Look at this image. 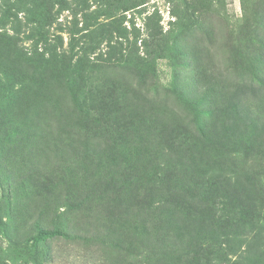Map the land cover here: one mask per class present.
I'll use <instances>...</instances> for the list:
<instances>
[{"label": "trees", "instance_id": "16d2710c", "mask_svg": "<svg viewBox=\"0 0 264 264\" xmlns=\"http://www.w3.org/2000/svg\"><path fill=\"white\" fill-rule=\"evenodd\" d=\"M180 1L183 13L172 12L178 41L198 29L188 14L202 15L213 2ZM146 3L0 0V183L3 177L8 183L17 178L8 170L22 171L25 157L41 158L50 152L61 162L57 174L52 169L45 177L31 172L21 178L36 195L60 191L65 202L74 200L67 207L83 209L87 221L93 218L94 205H107L109 222L121 223L124 231L140 229L142 243V237L160 239L157 264L183 259L189 264H228L242 242L240 222L258 219L262 205L255 197V183H231L221 167L233 169L235 155L255 151L257 129L247 116L252 112L247 108L244 112L242 105L248 93L255 97L258 90L264 91V76L252 78L260 88L226 82L235 86L230 91L211 64L197 56L188 68L205 91L196 111L191 119L185 116L188 101L175 86L167 92L179 98L182 107L168 108L166 100H159L154 80L155 62L174 54L166 39L171 34L162 33L157 12L146 18L144 36L133 23L131 29L124 25L128 12ZM64 12L71 17L65 30L67 51L62 49V37L50 34ZM81 38L99 41L81 47L78 56L74 51ZM100 43L106 44L107 57L119 54L116 64L127 71V78L118 80L101 68L86 69ZM208 101L210 108L200 120L197 111ZM195 173V182L186 185L177 180ZM0 225L7 227L1 219ZM60 231L56 226L38 227L27 249L18 251V256L2 255L0 261L18 264L26 252L37 251L40 243ZM216 244L217 254L209 251Z\"/></svg>", "mask_w": 264, "mask_h": 264}, {"label": "rangeland", "instance_id": "374dc122", "mask_svg": "<svg viewBox=\"0 0 264 264\" xmlns=\"http://www.w3.org/2000/svg\"><path fill=\"white\" fill-rule=\"evenodd\" d=\"M183 11L184 4L180 0H147L144 6L126 15L124 25L131 29L133 23L144 36L146 18L157 12L162 33L171 34L166 39L169 41L168 50L173 49L174 54L167 53L155 62L154 81L158 88L159 100H166L168 108L178 110L182 107L181 101L167 92L174 86L178 87L188 101L184 114L192 118L197 104L205 94L202 85L194 81L193 73L188 69L195 64L194 60L197 56L203 58L205 64H211L214 75L219 78L221 85L226 86L230 91L235 86L249 84L260 88V82L252 78L257 74L264 76V0H213L208 12L202 15L188 14L195 23H198L196 26L198 29L189 30L183 39L178 41L176 37L179 33L172 24L175 21L172 12H179L181 15ZM70 22V15L64 12L50 28L52 36L62 37L64 43L62 49L66 51L69 36L65 30L71 26ZM80 26L81 24L78 28ZM60 28L63 30L62 33L59 32ZM6 30L12 34L10 25L6 26ZM76 37L80 38L81 34ZM97 41L99 38L93 40L81 38L74 52L81 56V47L94 46ZM24 45L28 46L29 43L25 41ZM107 50L106 44L100 43L95 54H91L86 62V69L94 67L98 71L101 68L105 72L109 70L118 80L127 78V71L116 64L119 54L114 52L110 53L111 57H107ZM226 82L235 86H229ZM177 96L181 97V95ZM243 102L244 112H246L245 108L252 112L247 116L257 129L253 134V144L256 148L255 151H249L247 154L235 155L233 169L227 170L226 165H223L221 170L227 172L226 178L231 177L229 179L231 183L237 181L243 185L255 183L258 190L255 197L259 198L257 201L262 208L259 209L257 214L259 218L255 221L253 219L251 222H240L242 242L241 245L237 243L239 246L237 255L231 257V263L228 264L232 262L264 264V142L262 140L264 91L258 90L255 97L248 93L243 97ZM203 107L204 109L200 107L197 111L202 115L200 120L206 108H210L209 101ZM218 107L220 108L219 105ZM256 135H260V138ZM58 161L50 152L41 158L25 157L22 171L14 168L8 170L10 174L15 173L17 177L15 180L10 179L8 183L3 177L0 183V219L7 227L0 225V256L9 253L18 256V251L27 249V241L37 233L38 227L52 229L56 226L61 230L60 234L44 244L40 243L37 251L26 252L24 258L21 261L19 259L18 264H157L156 253L162 246L160 239H155V236H147L145 239L142 237V243L138 235L140 229L124 231V228L119 226L121 223L117 225L115 220L109 222L107 205H94L91 214L95 220L88 218L87 221L83 216L84 213L81 212L83 209L74 211L67 207L68 202L74 203V200L65 202L60 191L41 196L36 195L35 190L32 192L29 186L23 184L21 178L29 176L31 172L45 177L54 169L57 174L61 163ZM73 161L71 160V163L74 166ZM197 176L198 173H195L191 178H187L186 174H183L177 180L187 185L191 181L195 182ZM223 176H221L222 180H224ZM225 182L222 181L224 184ZM214 246L209 251L217 254V244ZM0 264L11 263L5 260L0 261ZM175 264H189V260L183 259Z\"/></svg>", "mask_w": 264, "mask_h": 264}]
</instances>
